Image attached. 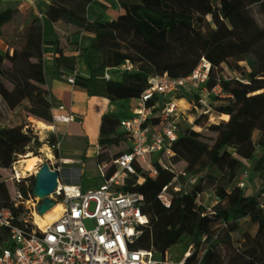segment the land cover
<instances>
[{
    "label": "trees",
    "instance_id": "obj_1",
    "mask_svg": "<svg viewBox=\"0 0 264 264\" xmlns=\"http://www.w3.org/2000/svg\"><path fill=\"white\" fill-rule=\"evenodd\" d=\"M91 3L52 0L48 5L50 15L38 22L17 9L0 12V40L7 42L6 50L0 51V117L14 113L21 118L18 123L0 120V169L11 168L18 157L41 147L31 119L52 125L42 48L46 44L55 46L59 70L66 59V45L59 37L55 41L44 39V22H61L66 30L88 34L89 46L76 49L90 74L76 75L73 85L110 102L139 97L152 76L166 73L172 78L186 77L204 58L210 63L204 87L207 91L221 89L225 96L214 110L226 119L207 122V114H203L192 124L181 126L180 122L167 167L153 161L156 175L146 174L140 183L137 175L126 180L122 190L144 196L142 213L148 219L135 248L165 251L186 239L194 247L188 264H264V204L258 201L264 194V178L260 195H247L241 186L227 190L243 160H255V170L262 164L256 151L259 148L264 153V0H220L222 21L218 26L207 18L213 0H118L124 12L105 22L88 18ZM18 17L22 22L15 26ZM13 26L16 32L10 37L7 30ZM14 37L17 43L12 45ZM177 40L189 44L180 46ZM125 61L133 65V71L122 73L119 80L104 78L107 68ZM225 70L236 75L225 77ZM127 115L102 117L96 160L98 164L108 163L106 176L115 170L110 162L130 150L126 134L118 131L119 119ZM137 172L142 171L137 168ZM204 172H208L209 187L218 198L210 210L198 201L195 189L174 193L170 208L158 199L159 192L175 177ZM31 178L28 187L17 184L24 195L32 192ZM1 207L12 208L15 216L23 213L22 207L11 205L2 181ZM240 218H249L256 228L254 233H245L241 247L235 248L226 224ZM15 223L30 225L17 217Z\"/></svg>",
    "mask_w": 264,
    "mask_h": 264
},
{
    "label": "built area",
    "instance_id": "obj_2",
    "mask_svg": "<svg viewBox=\"0 0 264 264\" xmlns=\"http://www.w3.org/2000/svg\"><path fill=\"white\" fill-rule=\"evenodd\" d=\"M12 1L35 7L42 0ZM38 16L42 18L43 14L39 12ZM209 69L210 63L202 58L186 77L172 78L164 73L148 79L140 96L132 99L128 115L119 119L118 129L126 134L130 150L111 161L115 167L111 175L106 176L108 163L98 166L101 182L95 187L83 188L63 183L61 170L66 159L58 154L62 135L56 131L55 125L73 122L75 116L73 113H56L51 108L52 128L47 129L51 135L46 142L57 154L47 157L46 162L60 173L57 184L61 183L63 188L56 191L55 187L53 192L57 193L53 201L61 204V210L49 224L42 227L36 225L34 217L39 215L36 207L42 198L32 192L24 195L16 186L11 195V205L22 207L23 213L15 216L12 208H0V264H188L193 244L186 247L180 259H175L168 249L135 248L143 227L148 224L147 217L142 213L144 196L123 191L122 188L133 175H137L138 183L144 180L146 174L156 175V169L151 166L152 158H156L155 161L162 167H167L163 155H173L171 145L178 137L180 122L189 117L185 114L188 107L182 108L179 103L181 92L195 83L204 87ZM133 70V65L125 61L119 66L107 68L104 78L112 79L113 71L124 73ZM74 77H68V82L73 84ZM202 96L200 94L201 109L194 106L198 117L211 111L210 104ZM58 110L63 111L64 106H58ZM151 119H157V122L147 123ZM19 163L21 160H16L10 168L11 180L16 184L24 178L21 167H17ZM143 164L149 167L145 168ZM39 165L36 167L39 168ZM137 168L142 172L138 173ZM176 180L177 177L158 194V199L166 208H170L174 193L186 191ZM199 196L197 194L198 200ZM215 199L217 203L216 196ZM16 217L30 225H17ZM86 222L90 225L87 226Z\"/></svg>",
    "mask_w": 264,
    "mask_h": 264
},
{
    "label": "crops",
    "instance_id": "obj_3",
    "mask_svg": "<svg viewBox=\"0 0 264 264\" xmlns=\"http://www.w3.org/2000/svg\"><path fill=\"white\" fill-rule=\"evenodd\" d=\"M45 1L49 2L50 0ZM0 5L1 12L5 10L3 8L4 3L1 0ZM123 12L117 0L96 1L89 6L87 16L90 20L105 22L116 19ZM57 30L59 32L63 31L62 29H57L53 23L44 22V39L55 41L57 37L61 38ZM73 41L74 39H69L68 42ZM42 51L51 108L56 113H73L75 116V121L73 122L55 125L56 131L62 135L58 154L66 159V163L62 165L61 178L65 185H80L83 188L92 187L91 185L95 184L94 180L96 179V166L98 175L101 178L98 170L100 164L97 163L96 158L100 152L98 141L102 117L105 114L120 115L126 112L128 107L123 106V104H130L132 99L110 102L104 96L89 95L69 83L67 78L72 75L89 77L90 74L84 58L80 55V51L76 49V46L66 45L63 50L66 59L63 60L59 70L56 69L55 64V57L57 56L55 46L46 44L43 46ZM181 100L185 99L181 97L179 103ZM60 105L64 106L63 111L58 110ZM219 119L226 118L223 115ZM31 121H33L31 127H34L39 122L34 119H31ZM247 161L249 160H243V162ZM72 171H76L78 175H74ZM239 185L243 187V184ZM215 204L217 203L215 202Z\"/></svg>",
    "mask_w": 264,
    "mask_h": 264
},
{
    "label": "rangeland",
    "instance_id": "obj_4",
    "mask_svg": "<svg viewBox=\"0 0 264 264\" xmlns=\"http://www.w3.org/2000/svg\"><path fill=\"white\" fill-rule=\"evenodd\" d=\"M101 1H108V0H101ZM51 2H52V0H50L49 2L42 0L40 3L36 4L35 7H32L30 5L23 4L22 2L3 1V3H4L3 8L4 9H6V8L17 9L20 13H22V15L24 17L31 18V19L33 18L34 22H36V21L38 22V21H43V19H42L43 17L40 18L38 16L39 12H41L43 14V16H45V17L50 15V11L48 10V5ZM94 2H96V1H94ZM87 12H88V10H87ZM207 18L211 21V23L214 26H218L220 24V22L222 21V12H221L220 0H213V6H212V9L209 12ZM19 22H22L21 17H18L15 20L14 25L16 26L17 25L16 23H19ZM54 25L57 29L63 30L62 32H59L57 30V32L61 35L60 40H61L62 45L70 44L72 46H78L80 48H84V47L89 46L88 34L81 33V32L76 33L75 31L69 30V29L66 30L65 26H63V24L61 22L55 23ZM14 29L15 28L13 26L7 30L10 37L15 34L16 31ZM243 36H246V35L243 33ZM69 39H74V41L69 43L68 42ZM10 42H12V45H15L17 43L16 38L14 37ZM6 43H7L6 41L0 40V51L6 50V48H7ZM177 43L180 46H186L189 44L187 41H183V40H177ZM121 75H122V73L113 71V78L114 79L121 78ZM223 75L225 77H229V76H235L236 74L230 72L229 70H225ZM200 94L203 95L202 98L204 99V101L207 104H210V107H211L210 113H208L206 116L207 117L206 121L207 122H218V121H220L219 117H222V115H217L214 108H215V106H218L223 102L221 100V98L224 97L225 95L222 93L220 88H215L212 91H207L205 89V87L200 86L198 83H195L191 86H188L187 88H185L181 92L182 98H184L188 103L187 104L185 101V103L182 104V108L186 109L188 107V110L185 111V114L189 115V117H185L184 121L181 120V126H184L186 124H192L196 119H198L197 118L198 117L197 116L198 111L195 110L194 106H196L198 109H201L200 108L201 104L199 102ZM123 106H127L129 109L131 107V103L130 104H123ZM127 112L128 111L120 114V116L127 115ZM224 118H226V116H224ZM0 120L1 121L10 120L11 123L12 122L18 123L21 121V118L15 116L14 113H8L7 115L0 117ZM32 123H33V121H31V124ZM32 129L34 130L36 135H38L40 141L42 142V145L39 149H37V150L35 149L33 152H28L27 154L37 155L41 159V161H39L38 164L41 165L44 162H46V159L48 157L47 153H50L53 156V154L55 152L57 153V151L55 149L51 148L50 145L46 142L47 139L50 137L51 132H49L47 129L39 128L38 124H36L34 127H32ZM196 129L199 130V127H196ZM118 131H121V130L118 129ZM255 137H256V133H255ZM61 139H62V137H61ZM127 144H128V141H127ZM34 152H37V154H35ZM105 152L108 154L109 157H111V151L109 148H106ZM24 157H25V155L22 157H18V160H22ZM256 157H262V164H261L259 170H255V168H254L256 165L255 160H249L247 162H243L241 169L239 170V172H238L237 176L235 177V179L233 180V182L227 187V190H230L233 186H241L239 184H243L242 186L245 188V194H247V195H253V194L260 195L261 194V191L263 189L262 188V180L264 178V153H262L259 148H257ZM155 160H156V158H152V161H155ZM168 160H169V157L163 155V161L165 163H167ZM152 163H151V166L153 167ZM20 164L21 163L17 164V167L18 166L21 167ZM143 165L145 168L149 167L146 164H143ZM37 169H38V167H35L32 171H27V172L23 173L24 178L21 180V183H24V185L26 187L30 186V184L32 182V178L30 179V177L32 176L34 178V175H35ZM21 170L23 171L22 167H21ZM0 174H1L0 181H2L5 184L6 188L8 189V193L11 196L13 193V189L17 186L16 182L11 180V169L10 168L0 169ZM213 174L216 176L219 175V173L217 171H213ZM95 175H96V179L94 180V182H95V184H98L101 182V178L98 175L97 166L95 167ZM207 175H208V172H204V173H201L199 175H190L188 177L183 176L184 178H180L178 180L182 184L184 190L189 191L191 189H195L197 191V194L200 195L198 201L203 202L206 207L212 208L213 205H216L215 204L216 199H215V194L213 192V189L211 187H209ZM178 180H176V181H178ZM174 181H173V184L175 183ZM94 185H91V186L95 187ZM258 201L261 204H264V194H261V196L258 198ZM86 223H87V226L90 225L89 222H86ZM226 228L231 235L233 247L240 248L242 243H243L244 234L245 233H254L256 226H255V224L250 222L249 218H240V219L235 220V221H230L228 224H226ZM187 246H188V241L185 239V240L179 242L178 244H175V245L171 246L170 248H168V252L170 254H172L175 259H180V258H182L183 253H184Z\"/></svg>",
    "mask_w": 264,
    "mask_h": 264
},
{
    "label": "water",
    "instance_id": "obj_5",
    "mask_svg": "<svg viewBox=\"0 0 264 264\" xmlns=\"http://www.w3.org/2000/svg\"><path fill=\"white\" fill-rule=\"evenodd\" d=\"M60 178V173L50 168L47 162L40 165L34 175V187L32 193L39 198L41 202L37 205L36 210L39 215L47 212L52 205L49 204L47 199L50 193L55 190L57 180Z\"/></svg>",
    "mask_w": 264,
    "mask_h": 264
},
{
    "label": "bare ground",
    "instance_id": "obj_6",
    "mask_svg": "<svg viewBox=\"0 0 264 264\" xmlns=\"http://www.w3.org/2000/svg\"><path fill=\"white\" fill-rule=\"evenodd\" d=\"M185 103V100L180 101V105ZM38 127L42 129H51V125H47L43 122H38ZM48 157H52L50 153H47ZM41 161V159L37 155H25V157L21 160V167L23 169V173L27 171H32L36 165ZM60 188H63V185L61 183H58L56 185V191H58ZM57 192H53L49 194L47 199H49V204L52 205V207L45 212L42 215H35L34 217V223L40 227H42L45 224H49L53 219L57 217L61 210V204L60 203H54L53 197Z\"/></svg>",
    "mask_w": 264,
    "mask_h": 264
}]
</instances>
